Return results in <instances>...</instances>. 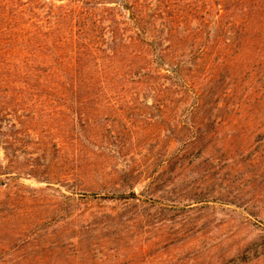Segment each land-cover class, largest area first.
<instances>
[{
    "label": "rangeland",
    "instance_id": "rangeland-1",
    "mask_svg": "<svg viewBox=\"0 0 264 264\" xmlns=\"http://www.w3.org/2000/svg\"><path fill=\"white\" fill-rule=\"evenodd\" d=\"M250 45L202 106L0 70V264H264V38Z\"/></svg>",
    "mask_w": 264,
    "mask_h": 264
},
{
    "label": "trees",
    "instance_id": "trees-1",
    "mask_svg": "<svg viewBox=\"0 0 264 264\" xmlns=\"http://www.w3.org/2000/svg\"><path fill=\"white\" fill-rule=\"evenodd\" d=\"M208 1L0 0V70L41 87L162 86L214 103L228 94L226 60L264 38V0Z\"/></svg>",
    "mask_w": 264,
    "mask_h": 264
}]
</instances>
